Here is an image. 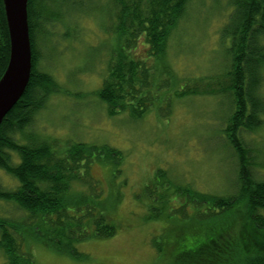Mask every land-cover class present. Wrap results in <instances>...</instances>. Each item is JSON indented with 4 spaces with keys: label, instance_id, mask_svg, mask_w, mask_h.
I'll use <instances>...</instances> for the list:
<instances>
[{
    "label": "rangeland",
    "instance_id": "rangeland-1",
    "mask_svg": "<svg viewBox=\"0 0 264 264\" xmlns=\"http://www.w3.org/2000/svg\"><path fill=\"white\" fill-rule=\"evenodd\" d=\"M233 8L230 0H189L159 56L147 57L141 37L135 42L132 53L146 59L150 68L152 102L143 116L133 118L128 111L110 115L97 95L119 43L113 29L115 1L61 5L50 33L37 39L38 68L53 76L59 90L14 137L26 145L33 138H47L59 155L78 142L112 148L114 154L93 160L90 173L98 182L94 199L105 205L116 233L79 242L83 258L27 238L23 247L37 264H169L156 243L164 247L180 226L195 223L200 210L185 202L182 192L175 198L174 186L218 196L237 190V161L224 134L234 106L225 87L229 39L221 31ZM259 95L264 100V68ZM241 136L251 149L255 172H260L256 178H264V115L257 129ZM166 181L169 184L163 185ZM16 186L17 181L0 170V187ZM76 186L73 190H80ZM22 215L15 204L0 201V216ZM3 261L0 250V264Z\"/></svg>",
    "mask_w": 264,
    "mask_h": 264
},
{
    "label": "trees",
    "instance_id": "trees-1",
    "mask_svg": "<svg viewBox=\"0 0 264 264\" xmlns=\"http://www.w3.org/2000/svg\"><path fill=\"white\" fill-rule=\"evenodd\" d=\"M74 1L27 0L30 76L23 94L0 123V170L17 181L15 189L0 187V201L15 204L23 215L16 219L0 216L1 264H37L23 247L27 238L83 258L85 254L76 246L79 242L116 233L105 205L94 199L98 182L90 173L93 160L101 154H114L112 148L78 142L59 155L47 138H33L26 145L14 137L32 124L36 112L59 90L53 76L38 68L37 39L50 33L49 25L61 16V5ZM114 1L117 10L113 29L119 43L112 51L97 95L107 104L110 115L128 111L131 117L139 118L151 104L152 95L150 68L146 59L132 53L135 42L141 37L148 47L147 57L159 56L189 0ZM230 3L234 8L221 31L229 39L225 87L231 92L234 109L224 134L236 157L238 187L230 195L218 196L174 186L175 198L182 192L185 202H192L200 210L193 218L195 223L190 220L186 227L180 226L164 247L156 243L169 264H264V178H256L260 172H255L251 149L241 136L244 131L257 129L264 115V100L259 95L264 68V0ZM8 57L9 37L0 0V77ZM181 93L178 95L184 91ZM162 173L157 171L158 175ZM74 183L80 190H73ZM168 184L166 181L163 185Z\"/></svg>",
    "mask_w": 264,
    "mask_h": 264
},
{
    "label": "water",
    "instance_id": "water-1",
    "mask_svg": "<svg viewBox=\"0 0 264 264\" xmlns=\"http://www.w3.org/2000/svg\"><path fill=\"white\" fill-rule=\"evenodd\" d=\"M9 57L0 77V123L23 94L31 71L27 0H2Z\"/></svg>",
    "mask_w": 264,
    "mask_h": 264
}]
</instances>
